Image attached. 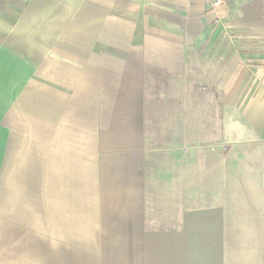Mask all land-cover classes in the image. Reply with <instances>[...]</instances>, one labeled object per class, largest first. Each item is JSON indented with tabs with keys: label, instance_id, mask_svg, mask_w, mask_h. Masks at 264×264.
<instances>
[{
	"label": "crops",
	"instance_id": "obj_1",
	"mask_svg": "<svg viewBox=\"0 0 264 264\" xmlns=\"http://www.w3.org/2000/svg\"><path fill=\"white\" fill-rule=\"evenodd\" d=\"M0 264H264V0H0Z\"/></svg>",
	"mask_w": 264,
	"mask_h": 264
},
{
	"label": "built area",
	"instance_id": "obj_2",
	"mask_svg": "<svg viewBox=\"0 0 264 264\" xmlns=\"http://www.w3.org/2000/svg\"><path fill=\"white\" fill-rule=\"evenodd\" d=\"M208 2L213 6L216 7L221 4L222 0H208Z\"/></svg>",
	"mask_w": 264,
	"mask_h": 264
},
{
	"label": "rangeland",
	"instance_id": "obj_3",
	"mask_svg": "<svg viewBox=\"0 0 264 264\" xmlns=\"http://www.w3.org/2000/svg\"><path fill=\"white\" fill-rule=\"evenodd\" d=\"M257 231V234L260 235L261 234V230H256ZM254 248H257L256 246H253ZM258 248L261 249V246H258Z\"/></svg>",
	"mask_w": 264,
	"mask_h": 264
}]
</instances>
